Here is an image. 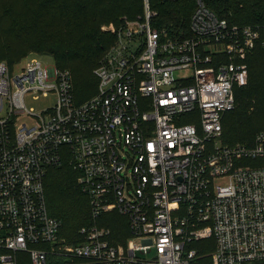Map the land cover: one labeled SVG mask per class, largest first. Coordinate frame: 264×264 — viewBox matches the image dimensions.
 <instances>
[{
  "label": "built area",
  "instance_id": "obj_1",
  "mask_svg": "<svg viewBox=\"0 0 264 264\" xmlns=\"http://www.w3.org/2000/svg\"><path fill=\"white\" fill-rule=\"evenodd\" d=\"M156 17L142 0L102 27L114 42L81 103L68 70L0 61V264H264V130L220 143L264 26L230 25L202 0L188 38ZM65 156L88 204L72 239L44 195Z\"/></svg>",
  "mask_w": 264,
  "mask_h": 264
},
{
  "label": "trees",
  "instance_id": "obj_2",
  "mask_svg": "<svg viewBox=\"0 0 264 264\" xmlns=\"http://www.w3.org/2000/svg\"><path fill=\"white\" fill-rule=\"evenodd\" d=\"M202 2L230 25L264 26V0ZM150 5L157 12L154 28L176 39L191 36L195 0H150ZM141 14L142 0H0V61L12 66L28 54L51 56L55 67L70 72L75 101L81 103L95 94L93 70L114 42L100 26ZM247 66V83L235 89L234 108L221 120L222 145L251 146L256 133L264 130V48L253 50ZM77 176L63 159L44 179L48 213L61 220L62 233L69 239L89 222L87 197Z\"/></svg>",
  "mask_w": 264,
  "mask_h": 264
},
{
  "label": "rangeland",
  "instance_id": "obj_3",
  "mask_svg": "<svg viewBox=\"0 0 264 264\" xmlns=\"http://www.w3.org/2000/svg\"><path fill=\"white\" fill-rule=\"evenodd\" d=\"M104 25H106V24H102L101 26H100V31H102L103 32V30H102V27L104 26ZM104 32H106V31H104ZM35 54V53H34ZM27 57H33V58H37L43 65H53V59H52V57L51 56H49V55H47V54H42V55H40V54H37V55H30V54H28V56L26 55L25 57H23V58H21L20 60H18L17 62H15V63H18V62H20V61H22L23 59H25V58H27ZM101 60V59H100ZM100 62V61H99ZM98 62V63H99ZM96 89H97V83H96V85H95V92H96ZM26 105H27V107H32L33 109H34V111H37L42 105H43V101L40 99V100H38V101H26ZM120 155H122L123 153H119ZM68 157L67 156H65V160L67 159Z\"/></svg>",
  "mask_w": 264,
  "mask_h": 264
}]
</instances>
